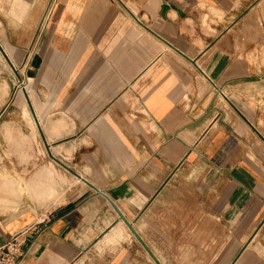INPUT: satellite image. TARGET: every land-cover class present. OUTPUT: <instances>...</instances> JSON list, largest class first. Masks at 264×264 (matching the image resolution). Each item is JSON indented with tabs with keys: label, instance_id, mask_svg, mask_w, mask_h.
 I'll return each instance as SVG.
<instances>
[{
	"label": "crops",
	"instance_id": "1",
	"mask_svg": "<svg viewBox=\"0 0 264 264\" xmlns=\"http://www.w3.org/2000/svg\"><path fill=\"white\" fill-rule=\"evenodd\" d=\"M18 234L19 264H264V0H0Z\"/></svg>",
	"mask_w": 264,
	"mask_h": 264
},
{
	"label": "built area",
	"instance_id": "2",
	"mask_svg": "<svg viewBox=\"0 0 264 264\" xmlns=\"http://www.w3.org/2000/svg\"><path fill=\"white\" fill-rule=\"evenodd\" d=\"M25 83L19 81L18 87L24 88ZM25 254L23 240L18 234L0 247V264H19Z\"/></svg>",
	"mask_w": 264,
	"mask_h": 264
},
{
	"label": "rangeland",
	"instance_id": "3",
	"mask_svg": "<svg viewBox=\"0 0 264 264\" xmlns=\"http://www.w3.org/2000/svg\"><path fill=\"white\" fill-rule=\"evenodd\" d=\"M110 234H111V233H110ZM107 235H108V234H107ZM117 235H118V236H122L121 233H120V231H119V234L117 233ZM113 238H114V236H113V237H110L109 239H106V238H105V240H106V241H110V240H113Z\"/></svg>",
	"mask_w": 264,
	"mask_h": 264
},
{
	"label": "bare ground",
	"instance_id": "4",
	"mask_svg": "<svg viewBox=\"0 0 264 264\" xmlns=\"http://www.w3.org/2000/svg\"><path fill=\"white\" fill-rule=\"evenodd\" d=\"M119 231H120L119 229H116V230L113 231V233H114V234H115V233H118V234H119ZM120 233H121V232H120ZM114 234H112L111 237H113Z\"/></svg>",
	"mask_w": 264,
	"mask_h": 264
}]
</instances>
